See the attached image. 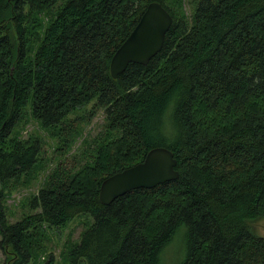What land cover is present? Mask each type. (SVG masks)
<instances>
[{"label": "trees", "instance_id": "16d2710c", "mask_svg": "<svg viewBox=\"0 0 264 264\" xmlns=\"http://www.w3.org/2000/svg\"><path fill=\"white\" fill-rule=\"evenodd\" d=\"M153 1L174 18L162 50L114 78V53ZM180 4L0 0V246L10 264L31 262L45 224L82 214L93 222L72 264H264L253 226L264 218V0H196L190 16ZM91 103L89 116H106L88 159L57 167L29 198L32 212L10 222L5 188L42 150L18 137L25 109L70 135V116ZM157 146L174 152L179 177L103 204L102 181Z\"/></svg>", "mask_w": 264, "mask_h": 264}, {"label": "rangeland", "instance_id": "374dc122", "mask_svg": "<svg viewBox=\"0 0 264 264\" xmlns=\"http://www.w3.org/2000/svg\"><path fill=\"white\" fill-rule=\"evenodd\" d=\"M195 1L181 0L180 5L184 15L192 14ZM45 17V14L41 13L44 23L39 31L42 33L50 23V20ZM92 106L93 103L70 116L68 124L71 122L74 129L70 135H66L67 126H65L66 129L64 126L44 127L29 107L25 109L16 128L18 137L25 141L38 139L42 144V150L37 160V168L19 181H11V185L5 188V207L10 222H18L24 215L32 212L27 206L29 198L47 184L51 173L57 167L77 168L88 159L87 153L92 151L91 147L95 138L104 130L106 116L103 109H96L93 116H89ZM92 222V216L82 214L63 227L45 224L36 236L30 238L31 245L35 244L36 249L29 264H43L51 255H54L55 264H72L69 251L80 241L84 230ZM253 226L259 235L264 236V218L253 222ZM12 257L11 251L3 250L0 246V264H10Z\"/></svg>", "mask_w": 264, "mask_h": 264}, {"label": "water", "instance_id": "95a60500", "mask_svg": "<svg viewBox=\"0 0 264 264\" xmlns=\"http://www.w3.org/2000/svg\"><path fill=\"white\" fill-rule=\"evenodd\" d=\"M174 18L165 6L149 3L138 23L114 53L110 70L114 78L122 74L130 63L147 65L163 48ZM178 160L174 152L163 146L148 151L144 159L105 178L99 197L109 205L117 198L138 188H153L179 177Z\"/></svg>", "mask_w": 264, "mask_h": 264}]
</instances>
